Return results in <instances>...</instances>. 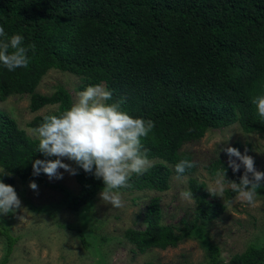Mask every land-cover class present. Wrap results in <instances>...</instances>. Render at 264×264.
Returning a JSON list of instances; mask_svg holds the SVG:
<instances>
[{
    "label": "trees",
    "instance_id": "1",
    "mask_svg": "<svg viewBox=\"0 0 264 264\" xmlns=\"http://www.w3.org/2000/svg\"><path fill=\"white\" fill-rule=\"evenodd\" d=\"M0 25L9 37L19 33L25 46L35 45L27 68L9 71L0 64V102L28 95L32 113L49 106H58L49 115L62 113L73 104L66 89L60 87L52 95L37 92L43 77L59 70L81 77L82 90L105 85L112 92L109 103L122 101L130 116L154 121L141 143L149 160L164 163L133 174L132 187L119 191L167 192L175 165L192 160L184 148L212 129L239 124L245 133L264 137V119L252 103L264 95V0H0ZM44 116L35 117L28 127L34 131ZM37 159H46L39 140L0 111V180L16 191L17 180L37 178L32 168ZM222 166L226 179L238 178L221 160L207 170L216 176ZM46 176L39 174L41 179ZM76 178L81 191L72 196L69 208L78 211L93 203L104 185L78 167ZM207 189L190 179L196 218L203 224L219 219L227 209L211 201ZM236 196L226 191L227 202ZM144 220L146 230L125 233L139 253L182 243L183 235L163 223L160 198L150 202ZM0 235L8 244L2 264H8L17 240L6 227ZM82 240L89 247L85 235ZM221 257V248L211 245L205 264H222ZM229 264H264V245L249 246Z\"/></svg>",
    "mask_w": 264,
    "mask_h": 264
},
{
    "label": "rangeland",
    "instance_id": "2",
    "mask_svg": "<svg viewBox=\"0 0 264 264\" xmlns=\"http://www.w3.org/2000/svg\"><path fill=\"white\" fill-rule=\"evenodd\" d=\"M83 85V79L77 75L51 70L43 77L37 92L52 95L61 87L70 93L74 103L78 93L83 91ZM57 110L58 106H49L32 113L28 95L12 96L0 102V111L16 120L19 127L34 139L38 138L28 127L29 123L37 116L49 115ZM227 147H234L242 155L251 156L255 169L264 172V137L257 133L247 134L239 124H235L224 129H212L203 139L184 148L192 156L194 171L179 178L174 173L170 190L120 191L123 201L120 208L101 200L99 193L93 203L78 211L71 210L69 202L73 195L80 193L81 186L76 175L63 169L59 170L63 174L62 179H49L48 176L41 179L38 175L35 180L27 182L17 180L16 192L21 206L14 212L0 215V230L8 228L17 240L8 264H205L211 245L221 248L222 264H229L235 255L242 254L249 246L264 245V186L258 189L255 206L236 197L233 202H227L226 191L230 189H226L222 197L211 195V201L225 204L227 209L224 215L209 224L197 221L195 199L189 201L181 197L183 191L189 190L191 178L205 183L208 189L215 186L217 177L211 176L207 168L217 160L228 165L229 157L223 151ZM150 161L153 165L164 163L159 159ZM63 162L73 168L78 167L67 159ZM244 171L241 165L235 172L237 183ZM33 181L38 186L37 190L29 187ZM154 198L161 199L163 223L174 226L184 239L177 248L154 249L141 254L125 233L129 229L146 230L145 214ZM83 235L89 247L84 244ZM7 250V240L0 235V264Z\"/></svg>",
    "mask_w": 264,
    "mask_h": 264
},
{
    "label": "clouds",
    "instance_id": "3",
    "mask_svg": "<svg viewBox=\"0 0 264 264\" xmlns=\"http://www.w3.org/2000/svg\"><path fill=\"white\" fill-rule=\"evenodd\" d=\"M35 45H24V36L16 33L10 37L5 28L0 25V64L9 71L17 68H27L30 63L29 51H34ZM112 92L101 84L87 86L78 93V99L69 109L56 115H46L43 122L34 130L39 140V152L46 159L33 162V175L43 172L49 179H62L63 169L71 175L77 174V169L64 163L67 159L74 162L86 173L102 179L103 189L101 200L114 208L123 206L119 189L131 188L129 183L133 174L142 175L151 167L147 149L141 143V138L147 137L154 128V121L132 117L122 109V101L109 103ZM257 113L264 119V95L252 99ZM228 155V167L235 173L243 165L245 171L239 177V182L226 179V169L216 172L215 186L208 190L210 195L222 197L226 189L236 193V199L255 206L258 189L264 181V172L257 171L254 159L241 154L234 147L223 149ZM54 157V159H47ZM233 157L237 159H232ZM239 160V163H237ZM195 167L188 159H182L175 165L179 178L182 174ZM251 174V176H249ZM3 175H11L4 171ZM29 187L37 190L33 181ZM182 199L194 201L191 190L181 193ZM21 201L14 187L0 180V215H7L20 208Z\"/></svg>",
    "mask_w": 264,
    "mask_h": 264
}]
</instances>
